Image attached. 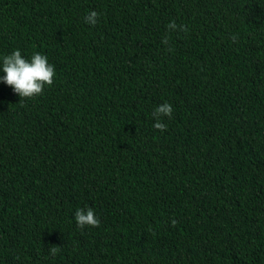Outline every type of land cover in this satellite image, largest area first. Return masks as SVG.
<instances>
[{
	"label": "trees",
	"instance_id": "trees-1",
	"mask_svg": "<svg viewBox=\"0 0 264 264\" xmlns=\"http://www.w3.org/2000/svg\"><path fill=\"white\" fill-rule=\"evenodd\" d=\"M15 50L56 76L0 83V264H264V0H0Z\"/></svg>",
	"mask_w": 264,
	"mask_h": 264
},
{
	"label": "clouds",
	"instance_id": "clouds-1",
	"mask_svg": "<svg viewBox=\"0 0 264 264\" xmlns=\"http://www.w3.org/2000/svg\"><path fill=\"white\" fill-rule=\"evenodd\" d=\"M99 13L90 11L85 16V22L95 26L99 21ZM169 31L180 30L187 32V26L177 25L175 21H171L167 26ZM235 40L236 38L233 37ZM165 45L169 43V38L165 36L162 41ZM171 51L172 49H167ZM0 83H4L11 87L16 95L21 98V102L25 99H33L43 94L45 86L51 87L56 76L54 65L50 64L48 58L40 53H34L29 59L22 56L20 50H15L9 55L3 57L2 67H0ZM173 107L170 103H162L153 111V118L155 123L154 129L164 132L167 125L163 123L162 118H171ZM75 220L81 229L85 227H99L100 220L97 218L93 208L87 209L78 208L75 213ZM173 220V226H175ZM61 247L50 246L49 254L51 256L57 255Z\"/></svg>",
	"mask_w": 264,
	"mask_h": 264
}]
</instances>
